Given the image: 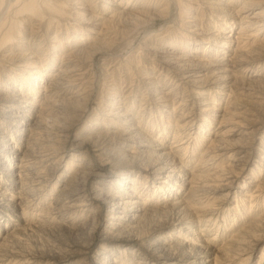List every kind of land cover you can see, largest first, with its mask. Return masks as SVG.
I'll return each instance as SVG.
<instances>
[{
  "label": "bare ground",
  "instance_id": "6f19581e",
  "mask_svg": "<svg viewBox=\"0 0 264 264\" xmlns=\"http://www.w3.org/2000/svg\"><path fill=\"white\" fill-rule=\"evenodd\" d=\"M163 1L164 0H0V76L7 75L12 81V84H8L10 85L8 90H0V174L3 176V178L0 179V182L5 184L8 183L9 186L16 191L9 193L8 189L4 190L1 187L0 202H8V204L11 205L10 207H12L10 211H12L13 215H15V210L17 208L22 210V207L26 202H24V197L22 196L25 193L24 186L26 185L27 187V185H31L37 188L42 185L44 180H46L43 179L45 171L50 172V181L57 179L56 183L51 185V193L55 190L58 182H61L62 178H66V174H69L67 179L64 180L60 186L61 189L57 192L55 200L59 201L58 204L62 206L61 209L64 211H79L80 213H84V209L88 207L89 203V201H86V198L90 196H85L84 187L77 188V179L81 176V174L88 177L102 178L104 175L101 174V171L103 170L105 160L100 157H107L111 152L106 150L108 148H104L103 145L101 146L99 144V139H106L111 136V142L114 143L115 139H119L127 144L132 140V136L141 134L139 123L135 120L133 114H130L129 110L123 105L124 102H121L118 98L115 99L114 97L112 99L110 98L111 100L109 105L111 108L110 111L106 113L108 115L104 116V119L107 121L112 118L110 121L115 125V127L112 128L114 130L104 133L98 132V136L95 135L94 137L85 136L83 141L71 147V151L79 152L81 151L79 149L85 145L89 143L93 145L92 148L94 154L89 157L92 159H98V164L93 163L87 172H83V170L86 165L89 166V164H87L88 162H84V164L86 163L84 166V159L82 157L78 159L75 153L69 154L67 151L70 150H65L63 148V150L61 149L62 152H60L61 150H58V148L55 147L57 151L53 150L54 153H51L49 149L39 153L33 152L36 146L39 145L41 148H50L51 144L54 145L55 142L57 144V141L64 136V126L63 130H61V126L59 127L57 125L58 122L62 121L61 123L65 124L66 122L68 124L81 119L83 106H87L92 98V86L94 82L91 78H89V73L90 68L93 66V59L95 56L103 55L104 58L105 56L107 58L117 57L115 54H111L112 46L115 43L124 42L128 37L135 35L138 32L140 33L141 31H144L145 34V40L141 43V46L145 51L146 56L152 54L153 59L154 57H157L160 66L162 68H166L169 71L168 74L172 75V77L176 80V89L178 88L179 90L184 88L185 91H183L187 95L186 99H189L191 105L190 110L194 111L193 109H198L199 112L207 115L206 118H208L209 122H215L218 125V130L220 131L217 135H214L217 139L205 145L204 154L207 151H212V153L215 154L214 156L212 155V158H217L220 154L225 155L228 152L237 150L240 145H242L243 141L241 139L250 140V146L257 140V136L259 134L256 132L259 128L255 131H250V124L243 123V120L245 119L243 118L244 111L240 112L243 105L240 104L242 100H239V96L236 97L234 93L255 91L257 93L260 92V95L264 96V0H198L203 8L209 12V16L213 14L215 15L212 22L210 24L208 23V25L200 23L195 24L194 22L197 21L196 11L195 9L188 8L189 13L186 15L187 19L190 20L191 25L186 27L184 33L196 37V39H192L196 45L210 44L212 49L208 57H200L196 55L182 57L173 51H177L174 45H169L171 46L170 48L162 47L165 46V38L168 35V31H165L167 24L163 25L162 29L156 31H163L159 33L160 35L153 34L154 30L152 29V26L158 21L164 22L169 18L168 10L170 7L169 5H164ZM6 8L7 11H12L11 19L4 17L7 12L3 14V11ZM183 9V7H179L178 13L180 18L184 12ZM35 22H46L47 29L46 36L43 41L44 43L37 42L35 39V28H33L36 26ZM63 23L68 25H63ZM21 25L22 28L20 27L21 29L18 30L17 27ZM62 28L66 31L65 35H71H69V37H72L71 39L65 38L66 36L61 34ZM53 29L54 33L51 35ZM47 32L49 33L48 35ZM67 39L70 40L69 45L66 42L64 44V40ZM159 44H162L161 47ZM42 46L46 49L43 50V54H40L39 51ZM35 47L37 48L36 50ZM195 48H197V46ZM118 63H122V58L118 60L116 64ZM53 64H58L59 69L49 75V65ZM120 65L123 66L122 64ZM140 76V79L143 82L141 83L145 85L146 91L149 94L151 90H154L152 86L156 85V81H154L155 77H151L149 74H146V72H143L142 74L140 72ZM81 81L83 83H81ZM118 82L120 81L118 80ZM16 83H18L19 87ZM75 85L78 87H76L77 89L73 91V86ZM157 91L158 90L156 89L153 91V99L156 102L162 103V109L171 114V117L169 118L175 122V131L172 142L173 140H178L177 143H179L182 141L180 138H183L184 136H181L182 134L180 129L182 127L179 122L182 120L183 123L186 122L184 120L188 117L181 115L184 118L178 121L181 116L178 117V115L175 114V105H173L169 97L166 96L164 92L160 90L159 92ZM106 92L108 93V91ZM90 102H92V100ZM263 106L264 105H262V107ZM262 112L264 113V111ZM206 118L202 122H205ZM94 120L88 122L89 127L93 128L101 126L99 120H97V122L95 121L96 123ZM167 124H169V122ZM48 125H52V129ZM71 125L69 124L68 126ZM43 127L44 133L42 132V135L36 134V129ZM244 127L250 128L245 130ZM55 128L57 131H55ZM47 129L48 131L46 132ZM236 131H241L239 135L242 138L239 139L241 141L239 144H237L236 141L229 140V138L227 140L226 138L227 136H231V134L235 135ZM198 138H200V142H196L197 147L202 142L204 134L202 133ZM137 140H139V138ZM189 141L190 140L180 144L177 148H184V151L188 152L189 148H191L188 143ZM151 142L152 145L149 147L148 154L141 158H139V155L136 153L131 151L126 152L122 148L115 150V152L112 151L117 158L122 157V160H124L125 157H129L132 161H141V159H145L144 162H141V166L146 169L144 171L145 173L147 172V174H145L144 177L139 175L136 179L132 178L131 181L128 180L130 178V174H127L125 178H122L125 180L118 179L117 183H115L117 187H114L112 182L108 183L110 185V189L115 190L114 193H99L100 197H102V200L107 205L110 219L108 220L112 221L110 226H112L115 231L107 232V234L104 233L103 239L110 237L111 233H115V235L117 233L122 234L123 232L128 231L130 228H133L141 223L147 215H151L154 218V215H157L162 211L164 212L165 209L166 212L167 209L176 210V213L179 212L180 216H188V220L190 222H192L193 218H198L199 216L212 211L210 208V210L193 211L192 200L194 198L195 189H197V187H194V184L196 177L200 176L193 174L191 176V173L187 172L188 170L185 169L184 164L174 156L172 148L166 145L163 141L157 142L152 139ZM142 147L144 146H141V148ZM143 152L145 151L141 152V156ZM244 152V150L240 152L237 151V155L244 154V156L237 159L236 157L232 159V155H229L230 160L236 164L239 163V171L241 170V172H245L243 168H247L252 161L251 159L248 160L249 154H247V152L245 154ZM260 152L261 156L259 160L264 161V150ZM67 158L70 160L65 162L63 165L64 160ZM113 159L116 160V158ZM241 159H244L242 164L240 161ZM108 160L109 159L107 158V161ZM79 161H81L83 166L75 164V162L79 163ZM209 161H211L210 158ZM44 164L46 166L43 167V170L36 169ZM228 165L229 164L226 166ZM259 166L260 169L257 170V176L260 175L261 172H264L263 164L260 163ZM202 169L204 168L202 167ZM63 170L65 171L63 173L66 175L64 177L60 174ZM156 177H158V180L160 181L154 185L153 182L156 180ZM122 181L126 187H124V189H118L122 188ZM250 181L251 182H248L249 185H254L255 188L260 191L264 190V181L261 182L254 179H250ZM150 182L153 184L152 187L149 186ZM232 184V182H227L223 186L229 190ZM139 186L148 190L146 195H144V192L143 194H140L138 189ZM260 191L258 193H260ZM163 192L164 195L166 193L168 196H178L173 201L169 199L163 207L157 206V203L153 205L154 202L152 199L155 198L157 194ZM16 196L19 198L20 204L15 203L14 200ZM256 197L257 196L254 198ZM258 198L260 201H264V192H261ZM149 201L150 207L146 208L145 205L148 204ZM254 208L255 207L251 205L249 207V211L246 213H252ZM50 211L53 210L50 208ZM180 216L178 217V221L179 223H182L183 219ZM262 217H264V211L257 218L250 219L248 223L244 224L240 228L239 233L246 235L250 229H254L256 227L258 221H260ZM197 220L200 222V219ZM8 222H11L10 218H8L7 223ZM8 236H12V234L7 232L4 238L0 237V248H2V243ZM206 240L207 239H205V241ZM183 243H180V245ZM181 246L182 251H186L184 244ZM171 255L172 254L170 253H164L163 257H160V259L158 258V263L182 264L181 261L176 260L172 257L173 255ZM184 256H186V253H182L181 257L184 258ZM189 256L190 257L188 259L187 257L185 258L187 260L183 261L184 263L209 264L210 262L207 260H198V255L196 254H190ZM234 258L235 257H233V259ZM245 260L246 259H244V261Z\"/></svg>",
  "mask_w": 264,
  "mask_h": 264
},
{
  "label": "rangeland",
  "instance_id": "374dc122",
  "mask_svg": "<svg viewBox=\"0 0 264 264\" xmlns=\"http://www.w3.org/2000/svg\"><path fill=\"white\" fill-rule=\"evenodd\" d=\"M163 2L164 5L166 4L169 5L170 7L168 10L169 18L164 22L158 21L152 26V29L154 30L153 34L156 35L163 32V31H159V32L156 31L162 29V26L167 24L165 27V31H168V35L165 38V46L162 47L170 48L171 46L169 45H174L177 51L175 50L173 51L182 57H186V56L190 57L195 55L200 57H206V56L208 57L212 49L210 44L196 45V43H194L192 40V39H196V37L184 33L186 27L191 25L190 20L187 19L186 14L189 13L188 8L195 9L196 11L195 13L197 14V21L194 23L195 24L200 23L204 25H208V23L210 24L215 15L213 14L209 16V12L205 8H203V6L200 4V1L198 0H164ZM179 7L184 8L183 9L184 12L182 13L181 18L179 17V13H178ZM11 12L12 11H7V8L4 9L3 14L6 13L4 17L11 19L12 18ZM65 23H63V25ZM35 24L36 26L33 27L35 28L34 29L35 39L37 40V42L44 43L43 41L46 36V29H47L46 22H42V23L35 22ZM20 27L22 28V25L17 27L18 30L21 29ZM53 33H54V29L52 30L51 35ZM48 34L49 33L47 32V35ZM61 34L63 36H66L65 38H70V39L72 38L69 37L70 34L65 35L66 31H64V28L61 29ZM144 36H145L144 31H141L140 33L138 32L137 34L128 37L124 42L115 43L112 46L111 54H115V56L117 57L107 58L105 56L104 58L103 55L95 56V58L93 59V66L90 68V73H89L90 74L89 78H91L92 81L94 82L92 86V91H93L91 98L92 102H90L91 101L90 100L87 106L86 105L83 106L82 108L83 112L81 114L80 120L68 124L66 122L65 124L61 123L62 121L57 123L59 127L61 126L60 128L61 130H63V126H64V133H63L64 136L62 137L63 139L60 138L57 141L58 142L57 144L55 142L56 145L51 144L50 148H46V149L43 147L41 148L39 145L36 146L35 148L36 150L34 149L33 152L39 153L49 149L51 153L52 152L54 153L53 150L57 151L56 148H58V150L61 149L63 150V148L65 150H70L67 151L69 152V154L75 153L78 159H80V157L84 159L83 164L84 162H88L87 164H89V166L86 165L85 163L84 166L85 165L86 166L85 169L83 170V172L84 171L87 172L88 169L91 168L93 163L98 164L97 162L98 159L96 158L92 159L89 157L92 154H94L92 148L93 145L89 143L84 147H82L81 149H79L81 150L79 152L71 151V147L83 141L85 136L94 137L95 135L98 134V132L104 133L114 130L112 128L115 127V125L112 124V122L110 121V119L112 118L108 117L110 118L108 119V121L104 119V116L108 115L106 113H108L111 108L109 102L114 97L115 99L118 98L121 102H124L123 105L129 110L130 114H133L135 120L139 123V127L141 128V134H138L139 136L138 135L132 136V140L127 144L119 139H115L113 143L111 142L112 141L111 136L106 138L107 140L103 138L99 139L100 141L99 144L101 146L103 145L104 148H108L106 150H109L111 152L107 157L105 156L100 157L103 160H105L104 167L102 170L103 172L101 171V174L104 175L102 178L88 177L84 174H81L82 177L79 176V178L77 179V184H76L77 188L84 187L85 196H90L86 198L87 199L86 201H89V203L87 202L88 207H86L87 209L86 208L84 209V213H80L79 211L78 212L64 211L61 209L62 206L58 204L59 201L55 200V197L57 196V192L61 189L60 186L62 185L63 181L67 179L69 174H66L67 177L62 178L61 182H58L55 190H53L52 193H51V189H52L51 185H54L53 183H56L57 179L50 181L49 178L50 172L47 171L44 172L43 179L46 180H44V183L40 185L41 187L38 186L36 188L31 185H27L26 187L25 185L24 186L25 193L24 195H22L24 197V202L26 201L24 203L25 207L24 206L22 207L23 213L20 208H17L15 210V215H13L12 211H10L12 209V207H10L11 205L8 204V202L5 203V201H1L0 202V237L4 238L7 232H10L12 236L6 237L4 240L5 243L4 242L2 243L3 246L2 248H0V264H101V263L102 264H159L158 258L160 259V257H163L164 253L172 254L173 256L172 255L171 256L176 260L181 261L182 264H188V263H184L183 261H186L190 257L189 256L190 254L198 255L197 256L198 260L210 261L209 264H264V217H262L261 220L258 221L256 227L254 229H250L246 235L239 233L240 228L244 224L248 223L250 219L257 218L264 211V201L263 200L260 201L258 198L259 194L261 192H264V190L260 191L256 189L254 185L248 184V182H251L250 179H254L256 181H261V182L264 181V172H261V174L257 176L258 174L257 170L260 169L259 166L260 163L263 164L264 167V161L259 160L261 156L260 151L264 150V133H263L264 113L262 112L264 111L263 110L264 106L262 107V105H264L263 102L264 96L260 95V92L257 93L255 91H244L243 93H238V92L234 93L236 97L239 96V100L243 101L240 102L241 105L243 104L242 105L243 108L241 107L240 110V112L244 111L243 118L245 119L243 120V123L250 124L251 127L250 131L252 130L255 131L259 128V130L256 132L259 135L257 136V140L250 146L249 144L250 140L241 139L242 137L239 135L241 131H236L235 135L231 134V136H227L226 138L227 140L229 138V140L236 141L237 144L241 142L239 140L241 139L243 141L242 145H240V147L235 151L228 152L225 155L220 154V156H218L217 158H212V155L214 156L215 154H213L212 151L209 152L207 151L204 154V150H205V145L217 139L214 135H217V133L220 131L218 130V125L215 122H209L208 118H206L207 115L205 113L199 112L198 109L197 110L193 109L194 111L190 110L191 105L189 99H186L187 95L184 92L185 91L184 88L179 90L178 88L176 89L175 87L176 80L172 77V75L168 74L169 71L166 68H162L160 66L157 57H154L155 59L154 60L152 54L146 56L145 51L142 49L141 46V43L145 40ZM69 41H70L69 39L64 40V44L66 42L69 45ZM159 45L161 47L162 44ZM194 46L195 47L197 46V48H195ZM36 49L37 48L35 47V50ZM45 49L46 48L42 46L39 53L43 54L44 52L43 50ZM121 58H122V63L116 64L117 61L120 60ZM120 64H122L123 66H121ZM57 69H59L58 64L49 65V70H50L49 75H51ZM140 72L141 74L143 72L144 73L146 72V74H149L151 77H155L154 81H156V85L152 86L153 89L158 90L157 92H159L160 90L164 92L166 96L169 97L170 101L173 103V105H175V114L178 115V117L181 115H183L184 117H188L186 118V120H184L186 121L184 123L182 122L183 120L180 121V119H183L184 117L181 116V118H179L178 120L180 121L179 124H181L180 126L182 127L180 129L182 134L181 136L184 135L183 138H180L182 139L181 142L177 143L178 140H173L174 143L172 142L175 131L174 130L175 122H173L169 118L171 117V114H169V112H166L162 109L161 107L162 103L156 102L153 99L154 96L152 95L154 94L153 92L154 90H151V92L153 93L150 92L148 94L145 85L142 84L143 82L140 79L141 78ZM118 80L120 82H118ZM81 83L83 82L81 81ZM8 84H12L10 77L7 75H3V76L1 75L0 90L2 91L8 90V88L10 87V85ZM16 85L18 86V83H16ZM73 87H74L73 91H75L77 89L76 87L78 86L75 85ZM169 90L172 91L170 92ZM106 91H108V93ZM205 118H206L205 122H202ZM92 120H94V122L95 121L97 122V120H99L101 126H97L93 128L89 127L88 122H91ZM168 122L170 125L167 124ZM69 124L72 125L68 126ZM48 126L51 129L53 127L52 125H48ZM66 127L68 128V131ZM250 127H244V129L246 130L249 129ZM43 129L44 127L36 129V134L42 135L41 133L42 132L44 133ZM47 131L48 129L46 130V132ZM55 131H57L56 128ZM201 132L204 134L205 139L203 138L202 142L197 147L196 142H200L199 141L200 138L198 137L202 134ZM76 137H78L79 139ZM138 138L139 140H137ZM151 138L157 142L163 141L166 145L172 148L174 156L184 164L185 169L188 170L187 172L191 173V176L193 174L201 177V178L196 177L195 179L194 187H197V189H195L194 198L192 200L193 211L210 210V209H212V211L205 215H201L198 218L195 219L193 218L192 222H190L188 220L189 219L188 216L185 215L180 216L179 212L176 213L177 212L176 210H170V209H167V212L169 213L168 214L165 211L166 210L165 209L164 212L162 211L161 213H159L160 216L159 214H157L154 215L153 218V216L147 215L148 218L146 217L141 223H139L138 224L139 226L137 225L133 228H130L128 231H125L122 234L117 233L115 235V233H111L110 237L103 239L104 233L107 234V232H115V231L113 230L114 228L110 226L112 221H109L110 219L108 215L107 205L102 200V197H100L99 193L100 192L114 193L115 190L110 189L109 187L110 185L108 183L112 182L113 186L117 187L115 183H117L118 179L125 180L122 178H125L127 174H130L129 175L130 178L128 179L130 181L132 178L136 179L137 176L139 175L144 177L145 174H147V172L145 173L144 171L146 169L141 166L142 164L141 162H144L145 159H141V161L140 160L132 161L129 159V157H125L124 158L125 161H124L122 160L123 159L122 157L117 158V156L113 152H115V150L117 149L122 148L126 152L131 151L136 153L137 155H139V158H141L144 155L148 154L149 147L152 145ZM188 140H190L188 143L190 144L189 146L191 147L189 148L188 152L184 151V148L181 149L177 148L180 146V144H183ZM141 146L144 147L141 148ZM62 150L60 152H62ZM242 150L245 151L244 152L245 154L246 152L247 154H249L248 160L250 159L252 160L247 168H243L245 172L243 171L241 172V170L239 171L240 169L239 163L237 164L234 163L232 160H230V156H229L232 155L231 156L232 159L234 157H236V159L241 158L242 156H244V154L237 155V151L240 152ZM142 151L145 152H143L141 156ZM107 158L109 159L108 161ZM113 158H116V160ZM209 158L211 161H209ZM68 160L70 159L69 158L65 159L63 165L65 164V162H68ZM240 161L242 164L244 159H241ZM89 162L92 164H90ZM75 164L78 166H83L81 161H79V163L75 162ZM225 164L226 165L229 164V165L226 166ZM44 166L46 165L44 164L43 166H40L36 169L43 170ZM202 167L204 169H202ZM63 172L65 171L63 170L60 173L62 174V177L66 176L65 173ZM226 177L229 179H227ZM2 178L3 176L2 174H0V179ZM87 178L89 179V181ZM155 179L156 180H154L153 182L154 185H156L160 181L158 180V177H156ZM226 181L233 183L231 185V188H229V190H227L226 187L223 186L225 183H227ZM152 185L153 184L150 182L149 186L152 187ZM1 187L4 190L8 189L9 193L16 192L13 188L9 186L8 183L5 184L0 182V188ZM121 187L122 188H118V189H124V187H126L124 186L123 181L121 182ZM138 189L140 194H143V192L144 195L147 194L148 190H145L144 187L139 186ZM259 191L260 193H258ZM177 196L178 195L168 196L166 193L164 195V192L159 193L155 196V198L152 199V201L154 202L153 205L157 203L156 204L157 206L163 207L165 206V203L169 199L173 201ZM253 196L254 197L257 196V197L254 198ZM14 201L15 203H19V198L16 196ZM149 204L150 201L148 204L145 205V207L149 208L150 207ZM251 205H253L255 208L254 210H252L253 211L252 213L247 214L246 212L249 211V207ZM50 208L53 211H50ZM179 216L183 219L182 223H179L178 221ZM8 218L11 219V222L7 223ZM197 219H200V222H198ZM205 239L207 240L205 241ZM180 243L184 244L186 251L185 250L182 251L181 245L183 244L180 245ZM182 253H186V256H184V258L181 257ZM186 257L187 259H185ZM233 257L235 258L233 259ZM1 259L4 260L2 261ZM244 259L246 260L244 261ZM216 260L218 263L216 262Z\"/></svg>",
  "mask_w": 264,
  "mask_h": 264
}]
</instances>
